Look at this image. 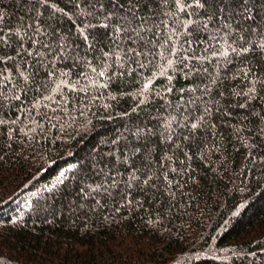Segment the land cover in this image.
<instances>
[{
  "label": "trees",
  "instance_id": "1",
  "mask_svg": "<svg viewBox=\"0 0 264 264\" xmlns=\"http://www.w3.org/2000/svg\"><path fill=\"white\" fill-rule=\"evenodd\" d=\"M0 264H264V0H0Z\"/></svg>",
  "mask_w": 264,
  "mask_h": 264
}]
</instances>
